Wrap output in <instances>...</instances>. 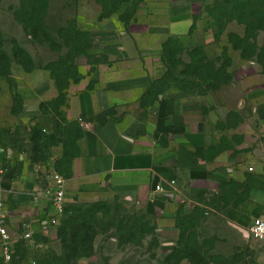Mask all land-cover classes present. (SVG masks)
<instances>
[{"label":"rangeland","instance_id":"1","mask_svg":"<svg viewBox=\"0 0 264 264\" xmlns=\"http://www.w3.org/2000/svg\"><path fill=\"white\" fill-rule=\"evenodd\" d=\"M48 1L44 20L49 38L39 43L17 17L22 0H0V53L10 60V76L0 77V151L8 157L1 158V167L23 175L50 162V139H43L35 120L27 118L22 111L18 95L22 88L18 81L21 71L50 70L51 77H56L63 89L44 110L52 114L56 130L66 134L61 107L65 105L70 85L82 81L89 89L93 88L101 76V68L108 62V57L94 46L93 33L101 29H116L126 39H136L141 46H157L162 49V58L166 44L173 38L178 39L177 49L181 54L174 57L168 48L172 45L167 47L171 87L184 94L194 91L200 101L226 115L218 128L228 133V147L245 141L251 154L254 150L264 151V0ZM187 16L191 19L189 34L193 36L182 40L171 35L170 20ZM254 47L257 54L252 56L250 50ZM198 48L203 50V55L195 53ZM18 49L27 53L29 62L20 57ZM66 135H63L64 145L67 144L63 158L51 167L62 174L68 172L74 154L72 137ZM36 186L46 191L52 190L53 184L40 174ZM217 201L218 197L206 195L203 207H196L191 215L178 213L180 225L191 227L186 235H196L190 260L184 259L178 264H264V245L253 240L247 229L245 236L217 220ZM9 202V207L14 209V198H9ZM89 206L93 225L100 228L94 256L81 264H161L173 250L181 249L177 243L183 233L182 226H177L179 239L172 245L168 238L159 236L157 225H151L143 203L110 194ZM209 219L211 222L206 223ZM61 223H39L33 232L26 226H16L13 230L18 235L14 238L15 260L23 257L26 247L27 263L34 261L35 248L22 238L28 231L33 241L41 245L38 254L45 255L56 249ZM117 225H151L154 231L141 245L121 244Z\"/></svg>","mask_w":264,"mask_h":264},{"label":"crops","instance_id":"2","mask_svg":"<svg viewBox=\"0 0 264 264\" xmlns=\"http://www.w3.org/2000/svg\"><path fill=\"white\" fill-rule=\"evenodd\" d=\"M190 20H170V34L190 39ZM93 39L108 62L93 88L82 81L70 85L61 107L67 135L56 130L50 112L41 111L59 96L51 73L23 70L18 77L23 114L50 139L51 155L49 165L23 175L0 166L6 189L1 198L13 237L18 236L16 226L33 232L39 223H52L53 205L36 178L57 172L51 167L63 158V135L74 143L68 172L58 173L65 179L67 217L112 194L143 203L151 225L173 245L180 235L178 213L191 215L211 195L218 197L217 220L247 234L253 219L264 216V151L251 154L245 141L228 147V133L218 128L226 115L194 91L184 94L169 84L155 88L169 72L159 47L141 46L116 29L97 30ZM4 156L0 151V160L8 159ZM158 186L162 191H156ZM9 198H14V209Z\"/></svg>","mask_w":264,"mask_h":264},{"label":"trees","instance_id":"3","mask_svg":"<svg viewBox=\"0 0 264 264\" xmlns=\"http://www.w3.org/2000/svg\"><path fill=\"white\" fill-rule=\"evenodd\" d=\"M49 1L48 0H22L21 11L17 13V17L20 22L25 25V29L28 34L31 35L32 39L38 41L39 43H44V40L49 38V33L46 31L45 26V17L49 10ZM1 30H0V38H1ZM173 40V41H172ZM178 39H171L166 47L163 49V62L168 66L169 72L165 79L160 82H156L155 88H162L164 85H171V81L169 80L171 75V67L167 62L170 58L169 50L167 49L168 45H172V47H168L172 52L173 56L176 57L178 54H181V51L177 49L180 44ZM195 53L203 55L202 49L194 50ZM252 56L257 54V48H251ZM17 52L20 53V57H23L26 61H30L27 53L21 49H18ZM169 55V58H168ZM206 60V59H205ZM21 66H25L24 62H19ZM31 68V67H30ZM29 69V71H31ZM50 73L51 71L48 70ZM10 76V60L8 56L4 53H0V77L8 78ZM228 79V77H226ZM52 79L55 80L57 88L59 92L63 89L57 82L56 77L52 76ZM226 79V80H227ZM45 105L41 106V111H45ZM41 131V130H40ZM42 138H47L43 132L41 131ZM73 142V141H72ZM65 144V150H66ZM73 145V144H72ZM40 147H42L40 145ZM58 165V163H57ZM56 165V166H57ZM69 169V168H68ZM57 173L62 174V172L56 169ZM90 206L80 214H73L69 217L66 216L58 229L57 240L59 246L45 255L38 254L41 248H35L33 252V259L31 264H81V261L86 260L94 256L95 253V241L98 237V229L100 225H93L94 218L90 215L91 210ZM178 227H181L183 231L177 246V250H173V253L169 256H166L161 264H178L179 261L188 259L190 260L191 255L195 250V241L196 235L195 233L186 235L187 230H191V227L188 225H180L178 221ZM116 232L119 236L120 243H134L140 244L143 242V239L147 235H152L154 228L151 225H117ZM194 242V243H193ZM23 257L16 261L13 255L12 261L7 264H29L26 261L28 255V249L25 247L23 249ZM40 255V257H39ZM3 259L0 257V264H3Z\"/></svg>","mask_w":264,"mask_h":264},{"label":"built area","instance_id":"4","mask_svg":"<svg viewBox=\"0 0 264 264\" xmlns=\"http://www.w3.org/2000/svg\"><path fill=\"white\" fill-rule=\"evenodd\" d=\"M250 171H252V169H250ZM45 176L50 178L53 183L52 190L48 189L44 191V195L50 199L53 205L54 213L52 222L62 221L66 218L65 179L57 172L51 171L45 172ZM5 190L2 180H0V257L5 263H9L12 261L14 255V237L8 226L5 202L1 198ZM156 191H162L161 186H158ZM37 201L38 198L35 199V202ZM248 234L253 240L264 245V216L253 219L248 228ZM22 238L29 244V246L32 245L33 248L41 247L39 242L37 243L33 241V235L30 231L23 233Z\"/></svg>","mask_w":264,"mask_h":264},{"label":"water","instance_id":"5","mask_svg":"<svg viewBox=\"0 0 264 264\" xmlns=\"http://www.w3.org/2000/svg\"><path fill=\"white\" fill-rule=\"evenodd\" d=\"M245 236H247V234H245Z\"/></svg>","mask_w":264,"mask_h":264}]
</instances>
